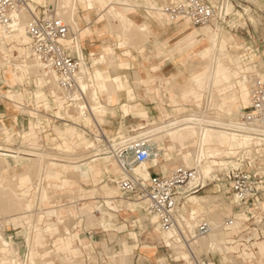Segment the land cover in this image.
I'll return each mask as SVG.
<instances>
[{
  "label": "rangeland",
  "instance_id": "374dc122",
  "mask_svg": "<svg viewBox=\"0 0 264 264\" xmlns=\"http://www.w3.org/2000/svg\"><path fill=\"white\" fill-rule=\"evenodd\" d=\"M41 1L42 2H39L37 0L32 3L34 8H35V5L37 6V11H36L37 13H39L40 10H42L44 7L51 8L53 6L51 5V3H48V2L46 3V0H41ZM114 1L116 0H112V2ZM169 1L170 0H164V3L162 4L161 12H163L162 11L163 6L167 5ZM36 2H39V3H36ZM86 7L89 8V6L86 4H80L79 14L80 12L82 14L84 12L83 8L85 9ZM229 7H230V11L232 8L230 16L227 17L223 23L218 24L220 27L224 28V32H223L224 36L222 40L223 42L217 43V44L220 45V47L223 50L229 52L235 62L232 69L236 71L234 72V75L236 76L235 77L236 84H233V83L228 84V86L231 85V88L229 89L226 88V90L222 92L220 91V94L218 93L214 94L215 92L210 87L209 89L198 87V84H200V82L197 81L198 77L194 73H191L189 71L190 69H192V65H193V64L192 65L189 64V62L192 61V60L190 61V58H193V61L195 62L199 61L198 58L194 57L193 54H199V53L201 54V53L206 52V50L209 53L212 52L213 50L212 46L214 44L213 34L215 32L214 25L207 27V28L195 27L191 25L193 27L192 28V27H189V25L185 23L184 21L176 22V23L175 21L171 22L168 20L167 21L165 20L164 22H162L161 19L152 21L154 25H157L158 22L163 25L168 24V26L165 25V27L169 28L170 31L168 32H163L162 30L159 31L161 38H165L171 33H182V35H179L177 38L178 39L181 38L183 41V44L185 43L183 45L184 46V50H183L184 69L182 70L183 71V77H182L183 83L181 85V90H179L178 93L176 94L181 95V97L183 98L182 99L181 97H177V101L179 103H183L185 108L180 110L179 112L176 111L172 115H167L161 118L159 115H157L156 116L157 119L144 120L142 121V123H146V124L152 123V125L153 124L157 125L161 123L163 119H166V117L168 116H169L168 119H174L176 117H179L180 113L188 114L193 110L199 111L200 113L202 112L206 115L210 114L214 111L213 108L211 107V102L213 99H214L213 105L215 104L218 107V109L217 108L216 109L223 111L226 114L229 113L231 108L235 110L236 108H239L238 106L246 105V101H247L246 93L245 92L242 93L240 91L242 86L240 85V82H239L240 72L243 71V67L245 66L241 63L238 50L241 47H244L243 44L250 46L252 47L254 51H257V57L260 56L261 60L264 62V0H233L232 7L230 5ZM86 11L89 12L88 15H93L94 12H90V11H95V8H89ZM95 12L99 14L98 11H95ZM92 21L98 23V26L105 25V23L107 22L105 18L102 17L101 15L97 18L93 16ZM170 23H173V24L169 25ZM107 27L110 32L109 26ZM202 31H205L203 33L204 37L201 36L200 38H198V36L200 35ZM225 31H227L228 34H225ZM230 36H233V38L235 39V41H231L229 39L232 43H230L228 40V37ZM171 37L172 36H168V38H171ZM173 37H174L173 39L175 40V36ZM79 38H80V33H79ZM118 38H119L118 35H110V34L103 37V39H98L96 36L85 38L83 42V47L87 50V55L85 56L88 58V55L91 49H95L97 53L96 55L92 57V62H91V59L89 58L88 65L91 66V63L93 64L94 58L99 56L98 53L100 50H98L97 48L98 46L108 45V44L114 45L107 52L113 51L116 54V50L118 49V47L115 46V43L118 41ZM148 39L145 42L144 56H147L149 58L150 64L155 63L158 65L160 60L157 57H155L154 55L155 52L153 50L155 38L153 35H150ZM22 46L24 48H27L28 50V46L26 43L18 44L17 42L13 41L11 44L6 45L5 49L7 51V55L8 56H10V54L19 55L20 47ZM81 51L83 52L82 48H81ZM117 52H118L117 53L118 56L121 59L130 61V63L134 67L132 68V70L128 72V81L130 82V85L134 87V89L138 88L136 89L135 92L137 94V98H138L137 101L139 103H141L144 106H147L148 108H152V106L154 105H156L158 108L168 107L171 111H174V109L181 107L180 105L176 106V105L170 104V101L168 98L169 94L165 91L164 85L162 83L163 80L160 81V79H163L165 76H167L166 72L176 71L173 68V61L169 57L170 54H168L167 57L165 56L163 58L165 61L163 68H159L156 72L155 71L151 72L155 76L159 77V79H157V81L154 82L156 85V88L158 89V92H154V91L149 92V91H146L145 85L136 86L134 84V82H137V81L139 82V80L136 79L134 71L135 70L137 71L142 66L143 55L138 53L135 50H132L133 57L128 58L122 55L121 50L118 49ZM251 53L253 54L254 52H251ZM237 64H240L241 66L239 65L240 66L239 67ZM88 65L86 66L89 67ZM198 66L202 67V65H198ZM224 68L225 67L221 65L219 67L220 72L225 71ZM11 70L12 69L8 67L7 69H3L2 71H0V87L2 86L0 91L5 92L4 94H7V97L12 98L11 101H5V105L8 109L14 112V115L18 114L19 118H23L24 120L23 127L25 129L24 134L27 135L25 136V139H31L32 141H34L33 136L35 135V132H40L39 134L40 138L38 139V145L40 146L39 148L42 147L41 149L43 148L52 149L54 151V148L56 145L63 143L64 141L70 143L71 138H72L71 142L74 144L73 146H79V145L82 146L87 142H91V143L94 142L96 147L102 148V145L104 143L98 142L96 138L97 139L100 138L103 141L104 140L107 141V139L108 140L113 139L114 135L107 136L105 132L101 129V127H114L115 137L124 136L126 134L135 135L139 131L138 125L140 124L139 123L140 119L133 118L132 116H126L124 115L123 112H122V116L124 115L123 117L126 118L125 119L126 132L119 133L116 130V128L119 127L120 122H121L120 114H118L115 119L106 121V123H104L103 126H101V124L99 126L93 125L92 122H90V125L88 126L84 122H81L80 120H76V117L79 116L77 111H75L73 115H71L69 113V107L67 106V104H63L60 106L57 103L54 95L52 94V90H50L47 84L40 82V80L36 77H28L26 75L23 78L18 79L15 76H13L14 73H12ZM90 70L92 71L94 70V65H93V68ZM122 71L123 69L122 70L114 69V70H110L109 73L112 75L115 74V72L125 74ZM205 81L206 79H204L203 81L204 84H206ZM186 86H189V88L191 89L193 88L192 91H194L198 95L195 96V98H192L190 95H186V93L182 91V88H185ZM221 87H223V80L215 84V88L217 90H219V88ZM152 96L155 97L154 102L152 100ZM105 99H106V96L103 97L104 103H105ZM174 102L176 103V100ZM20 104H23L24 107H26L27 109L16 110V108L19 107ZM3 105L4 104L2 103L0 104L1 107ZM113 107L117 108L118 104L116 103L115 106ZM6 114L7 112L4 114L0 113V118L2 115L6 116ZM60 119H67L68 121L72 122V124L69 122L60 120ZM65 123L68 125H64ZM16 126L17 124L15 123L14 119L7 120V122L4 124V129H0V141L3 140L4 142L5 140L7 143L14 141L13 145L16 148H19V147L25 148L27 146L29 147V141H23V138L21 136H15ZM54 126L56 127L59 126L60 129L62 130V139L57 136L56 132L54 131ZM18 127H21V124H19ZM18 130L22 132V129H18ZM54 138H56L55 141H53ZM167 140L168 142H170V138L167 137ZM30 146H33V145H30ZM251 147L253 148L254 146H251ZM181 150H182V147L174 146L172 150L173 157L171 156L168 157L169 159H171L168 162L166 161L167 157L164 158L160 164V167H163L162 163L165 164L166 162H167V166H169V170L174 167L182 165L181 163L183 162V156L178 157V153ZM248 150L251 151L250 148H248ZM188 151L191 152L192 158L196 159V154L198 152V146L197 145L189 146ZM238 151H247V149L245 148L244 150V149H239L237 147L230 149L227 152V156L223 158L224 160L222 159L221 163L214 165L213 171L216 169L220 170L223 167V165H232V164L235 165L236 161H234V159H231V156L235 154V152H238ZM105 155L106 154L103 153L101 156H105ZM104 159H108V157L106 156L104 157ZM17 161H19L20 165H22V163L30 162L28 160H17ZM6 164L8 166H11L12 160L7 159ZM184 165L189 166L190 164H187V162H185ZM70 166H75V165H70ZM19 168L20 167L18 168L16 167V169L10 172V174L12 175V179L16 180L13 183H15L16 185L19 183H22L23 186L26 185L29 188H31L34 181L36 180L35 179L36 175L30 174L31 175L30 176L29 174H24L21 177L19 173L15 175V170H18V172L22 171ZM213 171H211V173ZM150 172H151V175L153 174L160 175V173H158L155 168H150ZM4 174L5 173H3V176H2L3 178H4ZM52 174L54 175V178H57L58 176L57 171H52ZM15 176H18L17 179L13 178ZM110 178L114 180L115 176L113 174H108V175L106 174L103 176L102 180L98 181L97 183H95L93 180H90V179L87 181H82L81 179L73 178L72 180H74L75 183H73L72 185L68 186L65 189H61L60 187H55L54 184L53 183L50 184L48 180L45 181V187L46 186L48 187L49 196H50V197L48 196L47 197L53 199V203H51L49 199L44 198L43 203L40 204L39 200L36 198L38 201L35 199L36 204L34 203L35 205L34 210L32 209L33 214H34L32 218L33 223L35 222L34 224H36V221H35L37 220L36 216L40 212V209H42V215H43L44 211H47L48 209L59 207V206L65 207L64 214H62L61 218H58V216L55 214H51V215L45 214L44 221L41 223L42 228L46 231L45 236L48 239L50 250L52 249L54 250V243L59 237H65L67 235H71L72 232L73 233L77 232L78 236L84 241V243L91 242L92 239L89 237V233L92 232L95 234V241L93 243V246H91L89 249V254L85 246L82 245L81 242L78 240V237L74 238V243L79 248L82 249V250L80 249L82 251V255L79 258L81 260L80 264H182L186 262L185 260L180 258L178 255H175L174 252L169 247L166 246V242L170 240L171 235L168 234L166 235L165 238H163L162 234L165 232L158 228L157 230H155L158 225L157 223H155L157 222L156 217L151 216L145 222V219H147V216L144 214L146 211V206L144 207V209H142L139 212V215H138L136 213H133L130 209H128L127 203L120 204L118 202H115L113 203V206L114 207L116 206L115 209H110L103 204L104 195L101 190V187L104 186L105 184H109L110 186H115V187L117 186L116 182L111 180ZM217 184L218 183L216 182L212 183L211 185H208L204 189V191L198 194H192V195L194 196L196 195L199 197L207 196V195L209 197L214 196V199L217 197L215 199L216 205H218L217 202H218V199H220L219 203L220 204L222 203L223 205V206L221 205L222 208L220 207L221 211L218 210V206L210 208L209 211L213 212L217 210L218 213L221 214L222 218L223 217L226 218L228 217L226 215H230V212L233 211V209L234 211H238V210L232 207L233 198L230 196V194H227V193L224 194L223 190H221L220 192H217L218 190ZM80 188L81 190H79ZM120 193L124 198L127 197L126 195L122 194V191H120ZM27 196L34 198V196H31V195H27ZM131 199L136 200L135 202L137 203H140L138 198L135 196H131ZM69 207H72L71 212L67 210ZM100 207H102L104 211L112 214L111 217H109L108 215L106 216L110 220V223H109L110 226L108 227L109 229L108 231H105L100 225L92 224L88 220L86 211L91 209L90 215L92 216V218H99L102 216V211L100 210ZM192 209H195L197 211L195 220L197 219V222L198 220L200 221L202 218L201 217L199 219L201 208L197 206L194 202L190 201L184 210H187L188 211L187 213H189V211H192ZM222 209H224L225 211H222ZM8 210H4V211L0 210V217H2L6 223L8 222L6 220H9L10 215L12 216L15 215L17 217L18 216L17 213H21L20 212L21 210L20 211L18 210V212L17 211L15 212L13 210H10V211ZM27 210L29 209H26L24 211L22 210V211L25 212ZM35 212L37 213L35 214ZM42 215H41V219L43 217ZM245 219H246L245 217H240L237 225L239 226L242 225V221H244ZM150 221L152 222L151 223L152 226L147 225V223L149 224ZM47 222H50L51 224L56 225V227L55 226L52 227L53 230L50 232H48L47 230V225H46ZM57 224H59V226H57ZM121 225H126L125 229L122 231L119 230V227ZM65 228H68L69 232L65 231ZM27 230H28V224L25 221H24V226L22 225L15 226L13 223H10L6 227L4 238L7 239V236H8L10 240L14 242V244L11 245L6 240L7 246L10 249V252L12 254L15 255V253L18 252L17 254L18 257L20 256L24 257V255L28 254L29 252V245L27 242L26 234H25ZM154 231L157 233V235L156 233H154ZM131 232H135L137 234L139 241H138V247L134 249L133 251V255L130 257H127V253L129 251L128 246L131 247L133 244H136L134 238L131 235H128ZM226 232H228L229 235H231L230 233L231 231H226ZM233 233L234 232H232V234ZM125 238L128 240V243H126ZM198 244L199 245L195 247L197 251H201L198 254L207 256L216 264H240L241 262H243V260L246 261V259L243 256V253L241 255L235 256L234 248L229 246L228 242L225 240H222V239L219 240L214 249L206 248L207 245L203 244L202 241H200ZM144 245L155 247L154 253L156 254L152 257L147 256L145 254V251L142 250V246ZM63 246L64 245H59V247L57 248L62 249ZM185 248L187 250L189 249L186 245H185ZM256 248H257L256 252L249 251L252 254V256L246 262H249L250 264H264V253H263L264 241L258 242L256 244ZM39 249L40 251L43 250L42 247H40ZM68 250L69 252L73 251L72 249L71 250L68 249ZM130 253H131V250H130ZM53 260L55 264L61 263V259L59 257H56Z\"/></svg>",
  "mask_w": 264,
  "mask_h": 264
},
{
  "label": "bare ground",
  "instance_id": "6f19581e",
  "mask_svg": "<svg viewBox=\"0 0 264 264\" xmlns=\"http://www.w3.org/2000/svg\"><path fill=\"white\" fill-rule=\"evenodd\" d=\"M34 1L37 0H33V1L31 0L30 2V6L32 9H35L34 6L32 5ZM38 1L42 2L41 0ZM98 1L97 0H71V1L46 0V3L48 2L51 3V5H53V9L56 15L60 17L62 20H64V22H66L69 25L71 31L77 35V44L73 47L77 48L78 55L80 58L84 56L83 52L81 51L82 47L79 38L80 26L77 18L80 11V4H86L89 6V8H95V10L98 12L101 10L99 13L101 16H104L106 18L108 24L107 26H109L110 28V33L113 34L116 33V35L119 36V41H118L119 49L131 47L133 49L138 50L145 45V42L148 39V37L152 35L154 28L151 26V24H149L147 20H143L142 22L137 23L125 12L126 7H132L131 4L128 2V0H117L116 2L114 1L111 4H106V0H98ZM158 1L160 2V4L164 3V0H158ZM162 11L163 12H161V16H160L162 22H164L165 20L171 22L180 20V18H171L170 16H168L167 13L165 12V6H163ZM227 11L230 12L229 6L227 7ZM31 17H32L31 13L27 11H23L18 15V21H16L13 29L0 30V71H2L3 69H7L9 67L12 69L11 72L14 73L13 76H15L18 79L23 78L25 75L28 77L38 78L40 82L47 84L50 90H52V94L54 95L57 103L60 106L63 104H67V106L69 107L70 114H73L75 111H77L79 116L76 117V120H80L81 122H84L88 126L90 125V122H92L93 125L96 126L97 125L99 126L102 122V116H103L102 114L105 113V109H101L102 108L101 96L104 93L108 96L110 103H112L113 101H115L116 103H120V92H124L126 103L122 104L121 108L124 115L129 116L130 115L129 105L130 103L137 101L138 98L135 91L138 88L134 89V87L130 85V82L128 81V75L126 73L121 74L115 72V74L113 75L109 73L110 70H114V69L124 70L125 68L124 65L120 64L118 58L116 57V54L113 52H106L95 57L93 61V65L95 66V69L93 71L90 70L91 66L89 65H88L89 67L86 66L85 60L83 59V67L81 68L79 83L82 91H84L85 94L87 95L90 104L84 105L82 102L77 101L78 95L73 99L72 103H69V101H67L64 96L63 90L61 89V87L57 82L58 77L55 74V72L44 69L42 65L39 63V61L34 57L28 46L29 39L26 34L25 26L26 23L31 19ZM214 27H215L214 28L215 32L213 34L214 44L212 46L213 47L212 52L209 53L206 50V52L201 54L200 53L193 54L194 57L198 58L199 61L195 62L193 61V58H190V61L191 60L192 61L189 62V64L191 65L193 64V65H192V69H190L189 71L191 73H194L198 77L197 81L200 82V84H198V87L200 88L203 87L205 89L207 88L209 89L210 87L215 92L214 94L216 93L220 94V91L222 92L226 90V88L227 89L231 88V85L228 86V84L230 83L236 84L235 83L236 76L234 75V72L236 71L232 69L235 62L231 57L230 53L223 50L220 47V45L217 44L223 42L222 40L224 36L223 33L224 28L220 27L218 24L214 25ZM225 34H228V32L225 31ZM229 39L231 41H235L233 36L228 37V40ZM230 40L229 42L232 43ZM13 41L17 42L18 44L26 43L28 46V50L27 48H24L22 46L20 47L19 55L10 54V56H8L5 46L11 44ZM68 44L72 46L71 40L68 42ZM89 55L91 59L94 56V53H89ZM250 57L251 58L257 57V53H253V54L250 53ZM198 65H202V67ZM221 65L225 67L224 68L225 71L223 72H220L219 70V67ZM204 79H206L205 81L206 84L203 83ZM221 80H223V87L217 90L215 88V84L217 82H221ZM239 82L240 85L242 86L240 91L242 93L244 92L247 93L248 102H249V83L243 71L240 72ZM134 84L136 86H140V82L138 81L134 82ZM192 89L189 88V86H186L185 88H182V91L186 93V95H190L192 98H195V96H197L198 94L192 91ZM3 93L5 92L0 91L1 102L3 101ZM213 100L211 102V107L213 108L214 111L210 114L206 115L202 112L200 113L199 111L193 110L188 114L180 113V116L174 119H168L169 118L168 116L166 117V119H163L162 122L157 125L154 124L152 125V123L146 124L140 122V124L138 125L139 131L135 135L126 134L124 136L114 137L115 139H119L121 141L134 140V138L136 137H143V138H147V140L149 141V145L151 148L150 158L146 162L135 166L132 172L136 175L142 176L145 179H149V177H151L149 173L150 166H152L153 168H155L160 172L161 170L160 164L162 160L167 157L166 161L168 162L169 160H171L168 157L170 156L173 157L172 144L178 142L180 143L183 141L181 145L184 147L185 150L181 151V153L178 154V157L183 156L184 163L187 162V164H190L189 165L190 167L193 166L200 167L202 174L205 177L208 176L210 177V175L212 174L211 171H213L214 169V165L221 163L222 159L225 156H227V152L230 149L237 147L239 149H244V150L246 148L247 151H249L248 148H250L251 150L252 148L251 146H256L257 143H255L248 134L234 133L230 130L233 121L236 119L241 109L236 114L235 110L231 108L229 113L226 114L223 111L217 110L218 107L215 104L213 105L214 103ZM165 136L170 138V142H171V144H168L166 146H164V141L166 138ZM96 140L98 142H103V143L105 141V140L104 141L101 140L100 138L98 139L96 138ZM104 145H105L104 147L100 148V147H96L94 142L93 143L87 142L82 146L79 145L70 148H68L69 146L66 147L65 145L66 149L54 148L53 151L52 149H41L36 145L25 148H16L11 144H8L5 140L4 142L3 140L0 141V168L3 169L8 167V165L6 164L7 159L12 160V165L9 166L11 167V171H13L16 168L13 166V164L17 160H28L30 162L22 163L21 165L22 171L18 172L20 174V177L24 174L36 175L35 178L36 180L33 183L34 198L18 192V187L20 186V183L17 185L13 183L16 180L12 179L11 174L8 175L7 182H2L0 180V210L4 211L9 209L8 211L13 210L15 212L21 210L20 211L21 213H17L18 216H20L21 214L23 215L27 214L29 217L28 218L29 227L27 233L28 235H26L27 242L29 245V252L26 256V260H27L26 264H52L54 262L53 258H51L50 256H48L49 258L46 259L44 258L40 259L35 256L36 249H35L34 241L37 235H41L38 230L37 224L41 220L42 209H40V212L37 210L39 213L37 216L35 215L37 217V220H35L36 224H34L35 222L33 223L32 218L34 216L33 210L35 207L34 203L36 204L35 202L36 198L39 200L40 204L43 203L44 198L49 199V201L53 203V199L48 198L46 195L45 181L51 178L55 179L54 175L52 174V171H57L55 167L78 165L82 162L87 167H90L93 161H96L98 158L102 159L107 156L109 159L114 161L119 167V173L116 179L114 180L112 179V180L116 182L118 181L119 177L122 175V170L118 164V161L112 155L109 154L108 147H106V144ZM192 145L198 146L196 159H193L191 152L186 150L187 146H192ZM240 152L242 151L235 152V154L231 156V159H233ZM103 153H105L106 155L101 156ZM172 170L170 171V173L172 172ZM164 174L166 173L162 172V176L169 175L168 173L166 175ZM17 177L18 176H15L13 178L17 179ZM217 188H218L217 190L218 192L220 187L217 185ZM223 193L226 194L227 192L224 191ZM124 199L130 200L131 197H126ZM215 199L214 196L209 197L208 195L201 197L196 195L195 196L189 195L188 197H186L185 202L183 203L182 210L184 211V213H187L188 211L184 209L186 208V206L190 201L194 202L197 206L201 208L199 219L202 217L201 220L205 219V221L212 226V229L208 234L204 236H200L199 238L196 235L193 237L194 239L192 242V248L196 253L201 252L195 249V247L199 245L198 243L200 241H202L203 244L207 245L206 248L214 249L219 240L222 239L228 242L230 236L238 233L239 228H241L242 226V225L238 226L237 223L240 217H245V215L239 211H234L233 209V211L230 212V215H226V216L229 217L233 216L235 218V222L232 227L226 228L225 226L227 224H225V217L222 218L221 214H219L217 210L213 212L209 211L210 208L215 206H218V210L221 211L220 207L222 203L220 204L219 203L220 199H218L217 202L218 205H216ZM138 200L142 201L143 205L146 203L143 200L140 199ZM232 201H233L232 207L235 208V201L233 199ZM61 207L62 206L54 207V210L58 218H61L60 215ZM26 209L29 210L23 212ZM222 211L225 210L222 209ZM36 213L37 212H35V214ZM146 213L149 216L156 217L155 215H151L148 213L147 206H146ZM189 213H190V219L194 220V222H191L189 220V222L187 223L189 226V230L192 231L193 233L194 225L197 222V219L195 220L197 211L195 209H192V211H189ZM101 219H103L104 221V217H101ZM156 219L158 223V218L156 217ZM0 221H2L4 226L9 225L8 223L5 222V220L2 217H0ZM57 226H59V224H57ZM158 226L162 231L171 235L170 240L166 242V246L169 247L174 252L175 255H178L183 260L188 261L190 259V253H189L190 250L188 251L185 248L184 243H182V241L180 240V236L178 234L177 228H163L159 224ZM65 231L69 232L68 228H65ZM226 231H231L230 232L231 235H229V233ZM232 232L234 233L232 234ZM6 240L7 239L4 238V233L0 230V264H25L24 260H20L19 257L15 256L10 252V249L7 246L8 240L7 241ZM10 244L12 245V243ZM72 253L79 254L80 251L75 248L72 251ZM243 256L247 261L252 256V254L249 251H244ZM53 257H57V254L55 253Z\"/></svg>",
  "mask_w": 264,
  "mask_h": 264
},
{
  "label": "built area",
  "instance_id": "2783aa9c",
  "mask_svg": "<svg viewBox=\"0 0 264 264\" xmlns=\"http://www.w3.org/2000/svg\"><path fill=\"white\" fill-rule=\"evenodd\" d=\"M31 0H0V30L13 29L18 15L23 11L31 13L26 23L28 46L46 70L54 71L58 84L69 103L78 95L79 102L89 105L87 95L82 91L79 78L83 59L88 65V58H80L77 48V35L69 25L58 17L53 9L44 7L37 13L30 6ZM233 0H170L165 5V12L171 18H180L195 27L213 26L223 23L230 16ZM232 9V8H231ZM71 40L72 46L68 44ZM252 47L244 44L238 50L241 63L248 64L244 72L249 83V102L233 121L230 130L234 133L248 134L256 144L251 151H242L233 159L235 165H225L214 170L210 177H205L200 167L177 166L167 176L153 174L149 179L136 175L133 168L146 162L151 155L147 138L136 137L134 140L104 141L108 152L117 161L122 170L116 184L127 197L135 196L146 202L147 211L158 218L163 228H177L180 240L190 250V259L182 264H216L207 256L199 255L192 248L193 237L208 234L212 226L204 220L196 222L192 231L188 223L190 213L182 210L186 197L198 194L212 183L230 194L235 201V209L245 215L238 233L232 235L228 245L236 251L235 256L244 251L257 250L256 244L264 241V62L259 54L252 59ZM90 66V65H89ZM1 100V97H0ZM102 145L104 147L105 145ZM233 216L225 218V227H232ZM6 227L0 221V230L5 234ZM89 237L95 241V234ZM26 256H20L26 264ZM240 264H250L243 260Z\"/></svg>",
  "mask_w": 264,
  "mask_h": 264
},
{
  "label": "crops",
  "instance_id": "0c3cea01",
  "mask_svg": "<svg viewBox=\"0 0 264 264\" xmlns=\"http://www.w3.org/2000/svg\"><path fill=\"white\" fill-rule=\"evenodd\" d=\"M106 2H107L106 4H109V3L112 2V0H106ZM128 2L131 4L132 7H126V11L125 12L134 21H136L137 23H140L139 21H141V20L142 21L143 20H147L152 25V27L154 28L153 33H152V35L155 38V40H154V49L153 50L155 52V54H154L155 57H157L160 61H159L158 65L155 64V63H151L150 64L149 58L147 56H144L145 45L142 46L138 50L137 49H133L131 47H127V48H123V49H119L118 48V49L122 51V55L123 56L128 57V58H132L133 57L132 50H135L138 53L143 55V64L137 71L135 70L134 73H135L136 79L139 80L140 85H145L146 91H149V92H151V91L158 92V89L156 88V85H155L154 82H156L157 79H159V77L155 76L151 72L152 71L156 72L159 68H163V66L165 64L164 63L165 61H164L163 58L165 56L167 57V55L170 54L169 57L173 61V68L176 71H168V72H166L167 76H165L163 79H160V81L163 80L162 83L164 85L165 91L169 94L168 98H169L170 104H173V105H176V106L177 105L181 106V107H178V108L174 109V111H171L168 107L158 108L156 105L152 106V108H148L147 106L142 105L138 101H134V102L130 103V105H129V109H130V115L129 116H132L133 118H139L140 122H142L144 120L157 119V117H156L157 115H159L160 118L164 117V116H167V115H172L176 111L179 112L180 110L185 108L183 103H179L177 101V97L181 96V95L176 94V93H178L179 90H181V85L183 83V81H182L183 71L182 70L184 69V64H183V60H184V56H183L184 46H182L183 45L182 39L181 38L180 39L177 38L179 35H182V33H171L170 35H168V36H172L171 38H168V36L165 37V38H161L160 37V32H159L160 30H162L163 32H168V31H170V29L165 27V25L168 26V24L163 25V24L158 22L157 25H154L152 23L153 20L154 21L155 20H159L160 16H161V11L160 10L162 8V4H160V2L158 0H128ZM36 3H39V2H36ZM35 9H36V5H35ZM86 10H88V9L87 8H85V9L83 8L84 12L82 14L80 12V14L78 16V22H79V26H80V32H79L80 33V42H81V47H82L83 53L85 55H87V50L83 47V42H84L85 38L96 36L98 39H103V37H105L106 35H109V34L110 35H116V33L113 34V33L109 32V29L107 27V22L105 23V25L98 26V23L92 21V17L95 16L97 18V17L100 16V13L97 14L95 12L96 11L95 10V11H90V12H94V14L92 13L93 15H88L89 12H87ZM102 10H103V7H102ZM149 13H150V15H149ZM102 17H104V16H102ZM105 20H106V18H105ZM181 21H184L185 23H187L189 25V27H192L189 22H187L185 20H182V19L175 21V23L176 22H181ZM172 24L173 23H170L169 25H172ZM207 27H210V26H206L205 28H207ZM204 32L205 31H202L200 33V35L198 36V38L203 36ZM173 36H175V40L173 39L174 38ZM118 41H119V38H118ZM118 41L115 43V46H117V47H118ZM113 46L114 45H110V44L98 46L97 48H98V50H100L98 54L100 55L102 53L107 52ZM117 50H116L117 58H118L120 64L125 66V68H124V70L122 72H124V73H126L128 75V72L130 70H132V68H134V67L130 63V61L121 59L118 56V54H117L118 53ZM90 53H94V55L97 54L95 49H91ZM91 62H92V58H91ZM237 65L239 66L240 64H237ZM244 66L245 67H243V72L248 70V64H245ZM92 68H93V64L91 63V69ZM94 69H95V66H94ZM2 82H4V81H2ZM174 86H175V88H173ZM1 88H2V86L0 87V89ZM174 95H175V97H174ZM105 96H106V99H105V103H104L103 102V97H105ZM154 99H155V97L152 96L153 102L155 101ZM11 100H12V98L7 97V94L3 93V101L1 103L4 104V105L2 107L0 106V113L4 114V113L7 112V114H6V116L2 115L1 118H0V129H4V124L7 122V120L14 119L15 123L17 124V126H16V135L15 136H21L23 138V141H29V146L30 145H37L38 147H40L38 145V139L40 138L39 137L40 132H35V135L33 136L34 141H32L31 139H25V136H27V135L24 134L25 133V129L23 127V123H24L23 118H19L18 114L14 115V112L11 111L10 109H8L6 107V105H5V101H11ZM175 100H176V103L174 102ZM246 100H247L246 101V105H247L248 104V95H247V93H246ZM101 103H102V108L101 109H105V113L102 114L103 116H102L101 126H103L104 123H106V121H110L112 119H115L117 117V115L120 114L121 122H120L119 127L116 128V130L119 133L126 132V124H125V119L126 118H124L122 116V108H121L122 104L126 103V98H125L124 92H120V103H117L118 104L117 108L113 107V106H115L116 102L113 101L112 103H110L109 99H108V96L105 93L101 96ZM246 105H244V106H246ZM244 106H241V107L239 106V108H236L235 109L236 114ZM24 109H27V108L24 107L23 104H20V106L16 108V110H24ZM71 115H73V114H71ZM60 120H63V121H66V122H69V123L72 124V122L68 121L67 119H60ZM19 124H21V127H18ZM64 125H68V124L65 123ZM18 129H22V132L19 131ZM101 129L105 132V134L107 136L108 135H114V137H115V128L114 127H101ZM54 131L56 132L57 136L62 139V130L60 129V127L59 126H57V127L54 126ZM55 140H56V138L53 139V141H55ZM71 140H72V138H71ZM71 140H70V143L64 141L63 143H60V144L56 145L55 148H65L66 149V147H68V146H69L68 148L74 147L73 146L74 144L71 142ZM166 141H167V143H166ZM182 142L174 143V144H172V147L180 146V147H182L181 151H183L185 149L181 145ZM8 144H11L12 146H14L13 145L14 141H12V142H10ZM168 144H171V142H168L167 137H166L165 141H164V146H166ZM65 145H66V147H65ZM188 147L189 146L186 147V150H188ZM19 148H22V147H19ZM181 151L179 153H181ZM82 164H83V162L78 164V165H75V166H57V167H55L57 172H58L57 178H55V179L51 178V179H48V181L50 182V184L53 183L55 187H60L61 189H65L68 186H70L73 183H75L74 180H72L73 178H76V179L78 178V179H81L82 181H87V180L90 179V180H93L95 183H97L98 181L102 180L103 176L106 175V174L107 175L108 174H113L115 176V179H116V177H117V175L119 173V167L117 166V164L114 161H112L109 158L108 159H104V158L97 159L96 161H93V163H92V165H90V167H87L86 165H84V164L82 165ZM181 164H182L181 166H185L184 165V160H183V162ZM162 165H163V167H161V170H160L161 173L158 170H156L158 173H160V175H162V172H165L166 174L167 173L169 174L170 171L173 169L172 168V169L169 170V166H167V162L165 164L162 163ZM13 166L17 167V168L20 167V170H22V167L19 164V161L14 162ZM150 168H153V167H150ZM150 168H149V173L151 175ZM0 171H1L0 172V180L2 182H7L8 181V175L11 172V167L8 166L7 168L0 169ZM2 172L5 173L4 174V178L2 177L3 176ZM17 173H18V170H15V175ZM110 179L112 180V178H110ZM59 182H60V184H59ZM18 190H19L20 193H22L24 195L34 196V187H33V185H32L31 188H29L28 186H26V185L23 186L22 183H20V186L18 187ZM79 190H81V188ZM101 190H102L103 195H104V203L103 204L106 207L110 208V209H115L116 206L115 207L113 206V203H115V202H118L120 204L127 203L128 209H130L133 213H136V214L139 215V212L142 209H144V207L146 206V203L143 205L142 201H140V203H137V202H135L136 200H132V199L125 200L123 198V196L121 195L120 190L118 189L117 186L115 187V186H110L109 184H105L104 186L101 187ZM30 191H31V193H30ZM46 195L48 197H50L47 186H46ZM117 198H119V199H117ZM67 210L69 212H71L72 207H69ZM100 210L102 211V216L101 217H104V221H103V219H101V217L92 218V216L90 215L91 209L86 211L88 220L92 224L100 225L105 231H108L109 230L108 227L110 226L109 225L110 220L106 216L108 215L109 217H111L112 214L109 213V212L104 211L102 207H100ZM64 211H65V207H61V211H60V215L61 216H62V214H64ZM45 214H47V215H51V214L57 215L55 210H54V208L48 209L47 211H44V213L42 215L43 216L42 219L38 222L37 226H38V230H39L41 235H37L36 238H35V241H34L35 242V249H36L35 250V253H36L35 256L38 257V258L42 257L44 259L49 258L48 256H50L51 258L54 259L56 257H53V256L56 253L57 257H59L61 259V263L60 264H80L81 260L79 258L82 255V251H81L82 249L79 248L74 243V238L78 237V240L87 249L88 254H89V249H90L91 246H93L94 241H91V242H88V243H84V241L78 236L77 232L76 233L72 232L71 235H67L65 237H59L54 243V250L53 249L50 250L48 239L45 236V232L46 231L41 226V223L44 221ZM144 214L147 216V219H145V222H146V220H148V218L151 217V216H149L146 213V211H145ZM28 218L29 217H28L27 214H24V215L21 214L18 217L13 215V216H10L9 220H7L8 221L7 223L8 224L13 223L15 226H19V225L24 226V221L28 224V222H29ZM151 223L152 222L150 221V223L149 224L147 223V225L152 226ZM155 223H157V222H155ZM46 225H47L48 232L53 230V228H52L53 226L56 227L55 224H51L50 222H47ZM28 227H29V224H28ZM125 227H126V225H121L119 227V230L122 231V230L125 229ZM157 228L160 229L158 225H157L155 230H157ZM27 233H28V230L25 232V234L28 235ZM154 233H156V232L154 231ZM128 235H131L134 238L135 243H136V244H133L131 247L128 246L129 247L128 248L129 251L127 253V257H130V256L133 255L134 249H136L138 247V241L139 240H138V236H137V234L135 232H131ZM156 235H157V233H156ZM166 235H168V233H163L162 234L163 238H165ZM7 240L9 241V243L14 244V242L12 240H10V238L8 236H7ZM126 243H128L127 239H126ZM59 245H64V246H63L62 249H58L57 247H59ZM40 247H42L43 250L40 251V249H39ZM75 248H77V250L80 251L79 254H73L72 252H69V250H68V249L74 250ZM154 248L155 247H151V246H148V245L142 246V250L145 251V254L147 256H150V257H152V256H154L156 254V253H154ZM130 250H131V253H130ZM17 254H18V252L15 253V256H17ZM155 262H157V261H155ZM52 264H55V262H53Z\"/></svg>",
  "mask_w": 264,
  "mask_h": 264
}]
</instances>
